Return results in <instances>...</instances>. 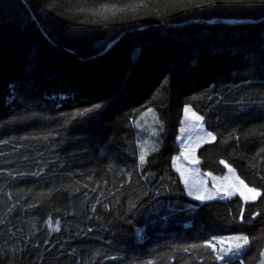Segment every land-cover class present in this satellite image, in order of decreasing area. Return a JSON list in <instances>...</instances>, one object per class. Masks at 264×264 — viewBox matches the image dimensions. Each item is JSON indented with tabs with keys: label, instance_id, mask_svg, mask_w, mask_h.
Listing matches in <instances>:
<instances>
[{
	"label": "trees",
	"instance_id": "1",
	"mask_svg": "<svg viewBox=\"0 0 264 264\" xmlns=\"http://www.w3.org/2000/svg\"><path fill=\"white\" fill-rule=\"evenodd\" d=\"M186 106L216 136L200 168L231 165L258 200L189 196ZM233 233L249 248L228 264H259L264 0H0V264H220L211 241Z\"/></svg>",
	"mask_w": 264,
	"mask_h": 264
},
{
	"label": "rangeland",
	"instance_id": "2",
	"mask_svg": "<svg viewBox=\"0 0 264 264\" xmlns=\"http://www.w3.org/2000/svg\"><path fill=\"white\" fill-rule=\"evenodd\" d=\"M140 121H142V124L138 127L140 160L141 156H144L143 162H145L148 156L158 149L156 136L159 134V122L154 109L146 111ZM212 137H215V139H212ZM215 140V134L208 131L203 125L202 117L191 106H186L178 136L181 153L177 157L175 165L189 196L201 203L214 200L226 201L235 195L241 196L244 200L245 196L249 197L245 200L246 202L258 200L261 196V190L248 185L231 165L225 163L227 171L224 175L205 172L200 168L199 150ZM240 181H243V184ZM245 185H247V188ZM248 188L255 189L260 195L255 199H251L253 193L248 192ZM242 192L244 195H241ZM197 197H202V199H197ZM237 237H247V235L233 233L213 237L211 245L214 246L220 264H228L229 259L240 258L249 248L248 243L242 248L236 249L232 242H235ZM240 242L242 243V241ZM228 249H231V251ZM259 264H264V253Z\"/></svg>",
	"mask_w": 264,
	"mask_h": 264
},
{
	"label": "water",
	"instance_id": "3",
	"mask_svg": "<svg viewBox=\"0 0 264 264\" xmlns=\"http://www.w3.org/2000/svg\"><path fill=\"white\" fill-rule=\"evenodd\" d=\"M32 16L34 17V15L32 14ZM35 22L37 23V25L41 28L39 22L37 21V19L34 17ZM260 20H252V19H233V18H228V19H212L209 21H202L203 23H208V24H215V23H224V24H237V23H254V22H258ZM42 29V28H41ZM119 39V37L117 38V40ZM113 41L105 50L108 51L117 41Z\"/></svg>",
	"mask_w": 264,
	"mask_h": 264
},
{
	"label": "snow or ice",
	"instance_id": "4",
	"mask_svg": "<svg viewBox=\"0 0 264 264\" xmlns=\"http://www.w3.org/2000/svg\"><path fill=\"white\" fill-rule=\"evenodd\" d=\"M212 139H215V137H212ZM143 160H144V156H141V161L143 162ZM240 183L243 184V181H240ZM245 187L247 188V185H245ZM247 190H248V192L253 193V195L251 196V199H255L256 197H258L260 195V193L256 192L255 189L248 188ZM241 195H244V193L242 192ZM197 199H202V197H197ZM247 199H249V197L245 196V200H247ZM240 241H242V243ZM221 243H225V242H221ZM232 243H234V247L236 249H240L244 245L248 244L249 241H248L247 237H237V238H235V242H232ZM210 246L214 247L213 245H210ZM228 250L231 251V249H228Z\"/></svg>",
	"mask_w": 264,
	"mask_h": 264
}]
</instances>
